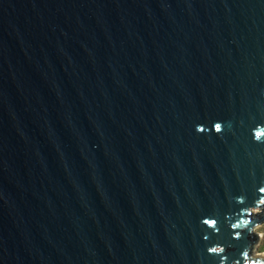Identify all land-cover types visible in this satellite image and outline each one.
<instances>
[{
	"label": "water",
	"instance_id": "95a60500",
	"mask_svg": "<svg viewBox=\"0 0 264 264\" xmlns=\"http://www.w3.org/2000/svg\"><path fill=\"white\" fill-rule=\"evenodd\" d=\"M263 219L264 0H0V264H264Z\"/></svg>",
	"mask_w": 264,
	"mask_h": 264
},
{
	"label": "rangeland",
	"instance_id": "374dc122",
	"mask_svg": "<svg viewBox=\"0 0 264 264\" xmlns=\"http://www.w3.org/2000/svg\"><path fill=\"white\" fill-rule=\"evenodd\" d=\"M258 211V209L254 210ZM253 231L256 233H260V237L257 239L255 244L251 248V253L255 254L258 251L263 250V244H264V219L260 223L256 224L253 228Z\"/></svg>",
	"mask_w": 264,
	"mask_h": 264
},
{
	"label": "bare ground",
	"instance_id": "6f19581e",
	"mask_svg": "<svg viewBox=\"0 0 264 264\" xmlns=\"http://www.w3.org/2000/svg\"><path fill=\"white\" fill-rule=\"evenodd\" d=\"M260 236H261L260 233H258V238H259ZM255 255H258V256H261V257L264 258V249H263L262 251H258V252H256Z\"/></svg>",
	"mask_w": 264,
	"mask_h": 264
},
{
	"label": "trees",
	"instance_id": "16d2710c",
	"mask_svg": "<svg viewBox=\"0 0 264 264\" xmlns=\"http://www.w3.org/2000/svg\"><path fill=\"white\" fill-rule=\"evenodd\" d=\"M263 249H264V244H263Z\"/></svg>",
	"mask_w": 264,
	"mask_h": 264
}]
</instances>
